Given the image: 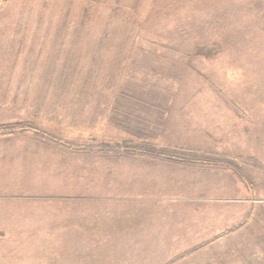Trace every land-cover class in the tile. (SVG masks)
Returning a JSON list of instances; mask_svg holds the SVG:
<instances>
[{"label":"rangeland","instance_id":"obj_1","mask_svg":"<svg viewBox=\"0 0 264 264\" xmlns=\"http://www.w3.org/2000/svg\"><path fill=\"white\" fill-rule=\"evenodd\" d=\"M1 28L14 35H0V51L34 68L0 83L14 116L31 119L0 131H32L15 133L13 167L0 158V264H154L65 242L59 224L92 205L75 195L74 173L94 156L100 171L120 169L110 156L144 157L125 148L186 155L193 163L144 158L188 168L228 162L239 176L217 167L250 189L239 224L170 263L206 247L185 263L264 264V0H0ZM58 110L60 124L49 121ZM20 137L42 152L26 153ZM11 148L0 143V153Z\"/></svg>","mask_w":264,"mask_h":264},{"label":"crops","instance_id":"obj_2","mask_svg":"<svg viewBox=\"0 0 264 264\" xmlns=\"http://www.w3.org/2000/svg\"><path fill=\"white\" fill-rule=\"evenodd\" d=\"M7 31L14 35V28H1L0 35H9ZM33 65L28 60H14V48L7 52L0 51V83H14V76L21 77L25 72L29 75V69H33ZM17 68L21 70L18 71ZM14 99V95H0V123H13L18 118L31 120L27 116H14ZM59 112L60 110L56 114L58 119L51 116L49 121H58L60 124L63 116ZM15 135L0 139V143L10 142L13 148ZM16 140L30 143L29 147L33 152L26 151L29 155L36 154V148H40L39 151L42 152L43 148L36 142L32 143L21 137ZM12 148L6 153H0V156H4L0 158H8L11 165L14 164ZM56 153L70 155L68 153L73 152ZM31 159L25 160L30 163ZM115 159L110 156L106 160L121 164L116 171L114 168L108 171L98 170L99 159L96 156L90 171L75 170V195L82 200H91L92 205L79 207L73 221H59L61 227L69 230L65 242L71 240L81 244L115 245L110 246V250H115L112 254L118 255L111 256L114 258L109 256L110 259L153 260L154 264L157 261V264H187L185 262L188 257L201 251L207 252L210 248L196 249L190 255L180 258V262L170 261L244 219L247 211L245 200L248 193L251 195L250 189H244L236 175L225 168L213 165L188 168L158 163L144 157L127 156L118 161ZM241 244H244L243 241ZM241 244L242 250L248 249Z\"/></svg>","mask_w":264,"mask_h":264},{"label":"trees","instance_id":"obj_3","mask_svg":"<svg viewBox=\"0 0 264 264\" xmlns=\"http://www.w3.org/2000/svg\"><path fill=\"white\" fill-rule=\"evenodd\" d=\"M197 55H200V56H205L204 53L202 52H197ZM2 128H0L1 130ZM19 131H30V129H15V130H12V131H9V132H6V131H0V136H9V135H12V134H15L16 132H19ZM32 132V131H30ZM35 133V132H34ZM37 138L39 139H43V140H49V141H53V139L43 135V134H40V133H35V135ZM101 151H106V152H109V153H116L119 151V149H100ZM124 152H130V153H133L134 155H141V156H144V157H148L150 159H154V160H160V161H175V162H180V163H193V160L192 158L186 156V155H172L170 153H166L165 151H161V150H148L144 153L142 152H139V151H136V150H129L127 148L123 149ZM219 162V163H218ZM201 163H204V164H214V165H217V166H222V167H226V168H230L232 169L233 171H235L238 176H239V170H237L236 167L232 166L231 164H229L228 162H223V161H217V162H213L212 160H207V161H204V162H201Z\"/></svg>","mask_w":264,"mask_h":264}]
</instances>
